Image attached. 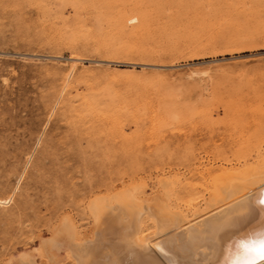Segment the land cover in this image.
Here are the masks:
<instances>
[{
  "label": "rangeland",
  "instance_id": "obj_1",
  "mask_svg": "<svg viewBox=\"0 0 264 264\" xmlns=\"http://www.w3.org/2000/svg\"><path fill=\"white\" fill-rule=\"evenodd\" d=\"M261 150L264 0H0V264L130 182L190 214Z\"/></svg>",
  "mask_w": 264,
  "mask_h": 264
},
{
  "label": "bare ground",
  "instance_id": "obj_2",
  "mask_svg": "<svg viewBox=\"0 0 264 264\" xmlns=\"http://www.w3.org/2000/svg\"><path fill=\"white\" fill-rule=\"evenodd\" d=\"M240 160L205 167L209 195L190 214L172 208L164 179L151 195L142 196L143 186L131 182L94 194L86 206L91 236H80L65 216L41 235L42 255L49 264H264V155L254 164Z\"/></svg>",
  "mask_w": 264,
  "mask_h": 264
},
{
  "label": "snow or ice",
  "instance_id": "obj_3",
  "mask_svg": "<svg viewBox=\"0 0 264 264\" xmlns=\"http://www.w3.org/2000/svg\"><path fill=\"white\" fill-rule=\"evenodd\" d=\"M259 253H260L261 258H264V242L261 243Z\"/></svg>",
  "mask_w": 264,
  "mask_h": 264
}]
</instances>
